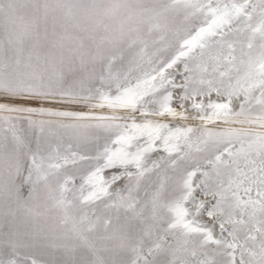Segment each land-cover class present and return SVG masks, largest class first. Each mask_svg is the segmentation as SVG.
Wrapping results in <instances>:
<instances>
[{"label": "snow or ice", "instance_id": "6c2138e0", "mask_svg": "<svg viewBox=\"0 0 264 264\" xmlns=\"http://www.w3.org/2000/svg\"><path fill=\"white\" fill-rule=\"evenodd\" d=\"M0 264H264V0H0Z\"/></svg>", "mask_w": 264, "mask_h": 264}]
</instances>
